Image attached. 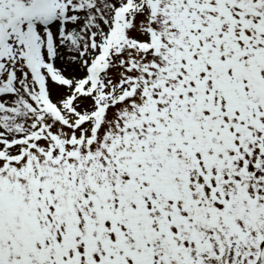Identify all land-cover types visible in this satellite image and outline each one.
<instances>
[{"label":"snow or ice","instance_id":"1","mask_svg":"<svg viewBox=\"0 0 264 264\" xmlns=\"http://www.w3.org/2000/svg\"><path fill=\"white\" fill-rule=\"evenodd\" d=\"M0 264H264V0H0Z\"/></svg>","mask_w":264,"mask_h":264}]
</instances>
